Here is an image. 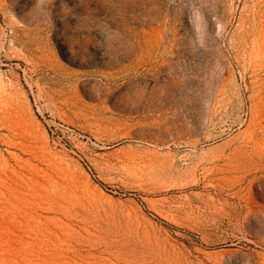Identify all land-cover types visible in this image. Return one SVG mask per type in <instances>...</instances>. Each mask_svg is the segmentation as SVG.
Returning <instances> with one entry per match:
<instances>
[{
	"label": "rangeland",
	"instance_id": "rangeland-1",
	"mask_svg": "<svg viewBox=\"0 0 264 264\" xmlns=\"http://www.w3.org/2000/svg\"><path fill=\"white\" fill-rule=\"evenodd\" d=\"M0 264H264V0H0Z\"/></svg>",
	"mask_w": 264,
	"mask_h": 264
}]
</instances>
